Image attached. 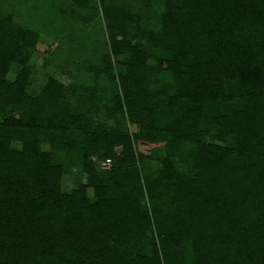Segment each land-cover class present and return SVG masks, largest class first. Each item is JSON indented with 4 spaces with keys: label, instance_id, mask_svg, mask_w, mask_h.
<instances>
[{
    "label": "trees",
    "instance_id": "16d2710c",
    "mask_svg": "<svg viewBox=\"0 0 264 264\" xmlns=\"http://www.w3.org/2000/svg\"><path fill=\"white\" fill-rule=\"evenodd\" d=\"M0 264H264V0H0Z\"/></svg>",
    "mask_w": 264,
    "mask_h": 264
},
{
    "label": "rangeland",
    "instance_id": "374dc122",
    "mask_svg": "<svg viewBox=\"0 0 264 264\" xmlns=\"http://www.w3.org/2000/svg\"><path fill=\"white\" fill-rule=\"evenodd\" d=\"M55 45V42H53L52 40L50 39H47V38H41L40 42L38 43L37 45V54L36 56L34 57L33 61L35 62V69H36V72H37V77L38 79H40L42 77V73H43V67L41 66V62H42V59L45 55V51L50 48V47H53ZM48 71L58 77L59 79L65 81L66 79L61 76L60 74L57 73V71L55 72L53 69H48ZM129 81L131 82H136V83H146L147 79L145 77H129L128 78ZM9 85V81H4L3 82V87H7ZM137 150L140 151V152H143V153H149L150 152V149H151V145H148V144H145V143H142V142H139L137 143ZM157 172L156 174L158 173L159 175L161 174L160 172V168L157 166ZM74 185H72L71 183H63L62 185V190L65 191V192H70L72 189H73ZM123 190H120V192H122Z\"/></svg>",
    "mask_w": 264,
    "mask_h": 264
},
{
    "label": "built area",
    "instance_id": "2783aa9c",
    "mask_svg": "<svg viewBox=\"0 0 264 264\" xmlns=\"http://www.w3.org/2000/svg\"><path fill=\"white\" fill-rule=\"evenodd\" d=\"M100 164H101L102 167H109L110 159L107 158L104 161H101Z\"/></svg>",
    "mask_w": 264,
    "mask_h": 264
}]
</instances>
